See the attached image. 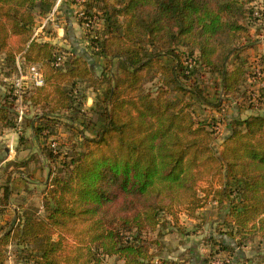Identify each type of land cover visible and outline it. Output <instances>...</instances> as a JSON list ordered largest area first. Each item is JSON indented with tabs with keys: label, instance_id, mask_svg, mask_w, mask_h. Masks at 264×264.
Instances as JSON below:
<instances>
[{
	"label": "trees",
	"instance_id": "16d2710c",
	"mask_svg": "<svg viewBox=\"0 0 264 264\" xmlns=\"http://www.w3.org/2000/svg\"><path fill=\"white\" fill-rule=\"evenodd\" d=\"M89 1L77 24L90 56L105 61L98 76L86 53L35 35L37 17L54 0H0V73L16 76L18 65L38 64L44 77L40 87H22L28 109L21 123L33 138L46 141L62 125L85 119L81 86L105 85L88 108L94 118L85 120L97 129L81 133L80 151L66 156L49 143L47 152L41 147L58 167L49 172L45 215L8 221L0 264L11 244L33 264H106L107 257L179 264L162 255V230L181 214L198 218L209 202L224 205L225 229L208 235L212 251L200 262L245 260L249 242L264 244V50L249 53L264 46V0ZM206 74L214 79L215 102L204 96ZM250 82L256 88L248 89ZM13 90V81L0 86V135L16 127ZM238 101L252 113L227 119L226 107ZM197 103L217 115L197 117ZM8 192L1 207L8 208ZM256 258L264 264V251ZM195 259L189 252L190 264Z\"/></svg>",
	"mask_w": 264,
	"mask_h": 264
},
{
	"label": "rangeland",
	"instance_id": "374dc122",
	"mask_svg": "<svg viewBox=\"0 0 264 264\" xmlns=\"http://www.w3.org/2000/svg\"><path fill=\"white\" fill-rule=\"evenodd\" d=\"M65 4L69 6H73V16L71 21L76 22L77 18L84 7L88 6L91 1L88 0H65ZM85 1V2H84ZM263 2V0L261 1ZM261 5V3H260ZM262 10H264V6H261ZM71 10V9H70ZM42 18L37 17L36 19V28L41 24ZM68 18L64 16L63 11L59 12L56 15L54 21L50 22L45 27L46 35H55V25L64 26V34L63 37L59 40L61 41L60 47L70 49V40L68 38V32H70V36L74 39L75 44H79V41L83 38V28L79 25L75 26L76 32L73 29L72 24L67 21ZM77 23V22H76ZM55 24V25H54ZM67 28V29H66ZM40 35V33H38ZM264 38V37H263ZM64 39V41H63ZM260 50L249 51L251 54V58H254V55L257 51L262 52L261 49L264 46L260 43ZM86 54L88 51H84ZM92 57V56H90ZM163 62L170 63L171 61L163 57ZM253 60V59H251ZM2 62V60H0ZM105 64V61H93L91 59V69L93 71L94 76H98L100 74L101 68ZM115 66L113 65V70ZM1 72V71H0ZM4 72V71H3ZM2 72V73H3ZM15 73H11L9 77H4L0 73V86L2 90L7 89L10 86L11 81H13L16 76ZM214 79L211 75L206 74L201 86L203 87L204 96L207 98L208 102L216 101V91L214 90ZM253 82H250L248 85L249 88H256V85H252ZM147 87L151 90H154L155 83L147 84ZM105 88V85L100 86L98 89H86L83 85L81 89L86 96L91 97L92 102L95 98H100L102 96V92ZM174 98L180 96L179 93H174L172 95ZM89 102V101H88ZM264 105V100H263ZM248 102H246V105ZM86 106V107H85ZM84 109L88 113L86 114V118H94V115L89 113L88 106L85 105ZM25 109H28L27 107ZM85 113V112H84ZM225 115V112H223ZM26 115V114H25ZM195 115L197 117H211L217 115L214 109L210 106H205L203 104L197 103L195 105ZM28 116V115H27ZM86 118L84 116H80L79 120H76L72 125H62L58 130L55 131L54 136L52 135L46 141L36 140L32 137L31 131L24 127H20L21 135L14 134L16 142L17 151H14V146L12 147V142L8 133L13 131H9L6 129L0 135V205L2 201V195L5 188L9 189L8 192V200H11L12 204L16 207L14 209L15 217L22 215L23 213L34 214L37 216L44 217L45 211L42 208L43 198L45 197V191L47 188V184L49 181V172L52 169L53 171L58 168L55 163L49 162L50 160L46 159L44 155L41 153V147L45 152L49 149L47 144L50 142L55 143V149L60 152V154L66 153V156H71L74 152H78L83 148L81 133H84L85 136H92L95 134L96 126H88ZM84 119L83 123L82 120ZM6 135V136H5ZM18 136H22V140L18 138ZM11 143V144H10ZM11 146V147H10ZM216 146V145H215ZM5 148L9 150V153L5 152ZM11 148V149H10ZM5 159V160H4ZM4 160V161H3ZM58 164V163H57ZM6 214V215H5ZM12 211L10 212L9 208H4L0 206V232L6 229L8 225V221L12 218ZM6 217H4V216ZM17 215V216H16ZM209 233V220L199 218H188L185 215L181 214L178 217L177 225H167L162 230V244H163V252H168L170 256L164 257L175 260L177 263L181 264H190L189 261V252L187 249V244L193 240L197 241V247L199 248V255L205 259H209V255L211 253V246L206 243L208 239ZM154 233L153 236H155ZM183 248L184 250H182ZM20 247H17L13 244L8 246V255L6 264H33L31 262H27L24 259L19 257V253L17 252ZM244 253L245 260H238L234 264H255L257 261V255L264 251V244H257V241L249 242L244 249H242ZM260 252V253H259ZM225 260H230L224 257ZM230 262V261H229ZM106 264H117V260L114 257L105 258ZM230 264V263H227Z\"/></svg>",
	"mask_w": 264,
	"mask_h": 264
},
{
	"label": "crops",
	"instance_id": "0c3cea01",
	"mask_svg": "<svg viewBox=\"0 0 264 264\" xmlns=\"http://www.w3.org/2000/svg\"><path fill=\"white\" fill-rule=\"evenodd\" d=\"M55 1L56 0H54V2ZM65 2H66L65 0H61L60 3L58 4L57 8L55 9L54 13L51 16L49 15L50 17L47 20H43V23L45 24V26L42 29V32L40 34V36H42L44 40L51 41L52 43H55L57 45H60V43H61V41H59V40L63 37L65 28H64V26L55 25L54 24L55 25V28H54L55 35L54 36H51V35H48V34L46 35L45 27H47L46 25L49 23V21L50 22L54 21V19L56 18V15L59 12L63 11L64 16L66 18H68L67 21L69 22V28L73 26V29L76 32L77 28H75V26L78 25L76 23L77 21L76 22L71 21V18H73V16H72L73 15V13H72L73 12V6L66 5ZM70 13H72V15H70ZM70 24H72V26H70ZM68 33H69V37L72 38V36H70V32H68ZM63 41H64V39H63ZM70 42H71L70 48L72 49L73 52H75V53H81V52L85 53L84 51L86 50V51H88L87 55L90 56V49L88 47L87 41L84 38H82V40L79 41V44H75L73 38H72V41H70ZM259 44L260 43H258L256 48L252 49L251 51H255L257 49L260 50L259 48H260L261 45H259ZM261 50H264V48L261 49ZM91 59L93 61H95V62L104 60L100 56H92ZM92 104H93V102H92L91 97L87 96V102L84 104V106L87 105L88 107H90ZM251 113H252V110H250L248 108H245L244 106L239 105V101L237 103L232 102L230 105H228L226 107V110H225V114L227 116V119L238 118V117L245 118L246 116H248ZM74 123H75V121L72 124H74ZM13 130H14V132L13 133L9 132L8 136H10V139H11V142H12L11 146L12 147L14 146V151H15V148H16L15 142H16V140H14V139H15L16 136H14V134H17V135L21 134L20 124L16 125V127L13 128V129H9V131H13ZM220 132L221 133H225L226 132V129H225L224 125L221 127V131ZM31 133H32V131H31ZM32 137H33V135H32ZM79 139H81V138H79ZM5 152L9 153V150L7 148H5ZM8 208H9L10 212L12 211L13 214H12V218L11 219L14 220L15 219L14 209L16 207L12 204L11 200H9ZM196 213L199 216V218L202 217V219L209 220V233H208V235H211V234L216 235V230H217L216 228H221L223 230L225 229L221 225V221L224 219V216H225L224 215L225 213H224V205L223 204L219 207L216 204V202H209L207 205H205L204 207L200 208ZM4 217H6V216H4ZM187 245H188L187 246L188 252H191V257H194V255H195L196 256L195 260H198L197 263H193V264H202V262H200V259L202 260L203 257H201L199 255V252H198L199 248L197 247V241L194 242L192 240L191 244H190V242H188ZM181 249L184 250L183 248H181ZM163 254H165L168 257L170 256V254L168 252H163ZM237 261H238V259L235 258V259H231L229 263L230 264H234Z\"/></svg>",
	"mask_w": 264,
	"mask_h": 264
},
{
	"label": "built area",
	"instance_id": "2783aa9c",
	"mask_svg": "<svg viewBox=\"0 0 264 264\" xmlns=\"http://www.w3.org/2000/svg\"><path fill=\"white\" fill-rule=\"evenodd\" d=\"M61 0H56L54 2L52 10L41 20V24L35 28V35L38 36L42 29L44 28L45 24L43 23V20H47L55 11L58 4ZM50 15V16H49ZM59 59V58H58ZM30 83L34 87H40L44 84V77L43 73L39 67L38 64H29L26 66L25 69H22L18 65V73L16 75V78L13 80V94L16 96L17 99V106H16V125H19L23 119L24 112H25V105L22 102V87L26 84ZM49 146L54 148L55 143L50 142ZM11 147V146H10ZM227 262L225 259L219 256H214L210 260V264H225Z\"/></svg>",
	"mask_w": 264,
	"mask_h": 264
}]
</instances>
